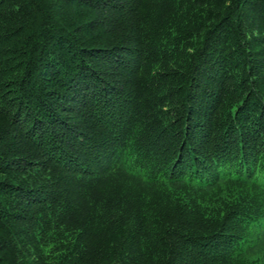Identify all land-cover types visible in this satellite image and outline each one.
Here are the masks:
<instances>
[{
	"label": "trees",
	"instance_id": "obj_1",
	"mask_svg": "<svg viewBox=\"0 0 264 264\" xmlns=\"http://www.w3.org/2000/svg\"><path fill=\"white\" fill-rule=\"evenodd\" d=\"M0 264H264V0H0Z\"/></svg>",
	"mask_w": 264,
	"mask_h": 264
}]
</instances>
